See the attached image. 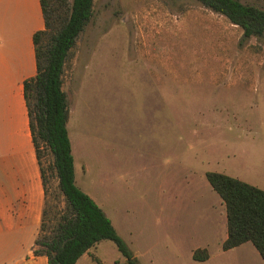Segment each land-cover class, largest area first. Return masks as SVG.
I'll return each instance as SVG.
<instances>
[{"label":"rangeland","instance_id":"374dc122","mask_svg":"<svg viewBox=\"0 0 264 264\" xmlns=\"http://www.w3.org/2000/svg\"><path fill=\"white\" fill-rule=\"evenodd\" d=\"M63 90L76 185L138 264H264L250 241L222 249L224 204L205 177L264 189V34L245 38L196 0H93ZM55 182L49 227L64 208ZM96 247L128 264L112 240Z\"/></svg>","mask_w":264,"mask_h":264},{"label":"trees","instance_id":"16d2710c","mask_svg":"<svg viewBox=\"0 0 264 264\" xmlns=\"http://www.w3.org/2000/svg\"><path fill=\"white\" fill-rule=\"evenodd\" d=\"M201 6L225 16L242 29L245 38L264 34V8L239 0H196ZM45 28L33 35L37 71L23 82L29 128L45 199L35 239V255L48 264H75L89 248L112 240L128 264H138L117 235L102 208L75 182L74 160L67 131L69 105L63 90V69L69 50L92 16L93 0H39ZM205 177L224 204L227 250L250 241L264 261V189L228 174L207 171ZM55 180V197L64 208L49 227V183ZM55 191V190H54ZM55 193V192H54ZM192 257L208 259L206 248Z\"/></svg>","mask_w":264,"mask_h":264},{"label":"crops","instance_id":"0c3cea01","mask_svg":"<svg viewBox=\"0 0 264 264\" xmlns=\"http://www.w3.org/2000/svg\"><path fill=\"white\" fill-rule=\"evenodd\" d=\"M44 28L39 0H0V264H48L33 252L45 193L23 94L37 71L33 35ZM97 244L75 264H103Z\"/></svg>","mask_w":264,"mask_h":264}]
</instances>
